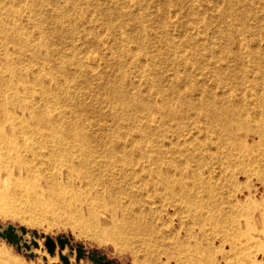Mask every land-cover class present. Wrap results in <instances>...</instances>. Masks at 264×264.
Returning <instances> with one entry per match:
<instances>
[{
    "label": "rangeland",
    "instance_id": "374dc122",
    "mask_svg": "<svg viewBox=\"0 0 264 264\" xmlns=\"http://www.w3.org/2000/svg\"><path fill=\"white\" fill-rule=\"evenodd\" d=\"M236 2L0 0V7L10 11L6 15L5 11L0 10V15L8 23H18L15 29L22 38L44 42L48 44L46 48L50 52H61V56H55V65L64 67L66 78L59 70L44 69L48 62H25L29 74L33 73L45 82L53 80L60 85L63 91L57 109L60 120L76 125L81 122L87 129L80 128L84 133H92V136H104L107 130L100 129L109 128L107 134L116 138L121 134L129 137L126 132H132L136 136L138 126L135 122L143 121L145 115L137 112L139 110L131 106L132 104L114 108V100L117 98L119 102L122 98L116 94L115 89H112L115 93H110L113 86L127 96L138 97L153 105L159 104L158 95L155 93L157 86L172 90L173 93L176 89L181 94L190 92L193 97L199 96L202 89L209 96L215 93L221 96L238 87L236 85L242 74L243 86L249 85L250 81L263 86L264 74L256 72V57L252 55H256L259 50L264 58V0ZM35 10L37 16L30 22L28 14L36 13ZM241 17L245 19L242 20ZM8 28L12 27L8 25ZM240 43L246 48H238ZM247 48L254 52L251 54ZM6 49L9 51L12 47L8 46ZM0 52H3L1 46ZM237 53L246 66L244 71L235 63ZM214 71H224L229 77L224 81L222 78L217 79ZM68 79L70 83L64 89L62 84ZM245 90L253 92L248 88ZM246 102L253 110V100L246 99ZM34 103L42 104L39 99ZM150 117L154 122L150 129L160 131V128L154 127L158 123L159 114L151 111ZM169 125H164L161 130L164 143L170 149L175 148L184 153L183 155L197 154V150L187 145L204 141L211 135L204 124L191 121L182 131L192 134L188 138L183 136L179 139ZM182 139L187 140L185 146ZM173 160L180 162L178 157ZM73 161L76 162L75 159ZM57 168L58 174L41 170L39 177L15 185L8 193L13 206L23 214L13 216L0 213V230L14 228L16 234L21 235L22 242L30 247L29 250H17L0 238V250L11 261L14 260L15 264H65L61 256L67 258V264H101L96 260L99 256L107 264H264V243L262 247H255L256 244L251 242L253 247L249 243V247H240L236 254L230 252L227 244L219 245L223 239L222 232L215 225L214 218H209L212 215L215 217L214 211L212 213L207 209L208 214H205L208 215V220L202 222L204 227L199 226L193 218L188 217L181 204L160 194L159 187L153 184L146 187L144 182L139 181L145 175L144 172L139 174L137 180H128L118 174L111 176L110 171L99 170L101 181L97 183L92 179L90 188L96 192L109 191L122 206L127 209L129 207L131 211L142 212L147 229L152 231L150 236L144 235L151 248L140 246L134 239L128 242L135 243L127 246L107 239L100 240L96 224L87 218H90V213L102 209V206L94 201L88 189L78 188V184L87 179H78L75 172L64 164ZM246 185L250 192L247 202L263 204V186L254 179ZM243 194L248 195L247 190ZM8 202L10 203L9 200ZM21 229L25 231L24 234L20 232ZM200 230H204L201 234L205 233L203 237L198 236L202 239L203 246L212 241L214 252L211 261H208L207 254L203 256V262L186 257L183 250L179 251L182 254L177 255L173 240L166 241L172 235L174 239L177 236L176 231L178 238L185 239L186 231L197 233ZM46 237L55 242L52 255L44 246ZM58 237L68 241L63 249L57 244ZM77 250L82 252L78 259ZM32 253L33 256L30 255Z\"/></svg>",
    "mask_w": 264,
    "mask_h": 264
},
{
    "label": "bare ground",
    "instance_id": "6f19581e",
    "mask_svg": "<svg viewBox=\"0 0 264 264\" xmlns=\"http://www.w3.org/2000/svg\"><path fill=\"white\" fill-rule=\"evenodd\" d=\"M231 1L239 2V0ZM31 6L32 2L29 4V7ZM0 10L5 11L6 15L10 13L4 7H0ZM36 16L37 12H31L28 14V20L32 22ZM241 19L245 18L241 17ZM8 25L12 28H8ZM16 25H18L16 21L8 23L0 15V46L3 48V52H0L1 214L13 216L23 214L13 206L8 197L9 191L15 188V185L39 177L41 170L58 174L57 166L64 164L75 172L78 179H87L78 184V188L88 189L94 201L102 206V209L95 210V213H90V218H87L94 225L96 224L101 236L100 240L107 239L127 246L135 243L128 242L134 239L140 246L151 248L144 235L150 236L152 231L147 229V224L142 219V212L131 211L129 207L127 209L122 206L109 191L96 192L90 188L93 184L92 179L97 183L101 181L99 170L110 171L111 176L118 174L128 180H137L139 174L144 172L145 175L140 177L139 181L144 182L146 187L150 184L159 187L160 194L181 204L188 217L193 218L198 225L200 224L199 226H203L202 222L208 220V215L205 214L208 212L207 209L212 213L214 211L215 217L212 215L209 218H214L215 225L222 232L223 239L219 245L227 244L230 252L236 254L240 247L248 246L251 242L256 244L255 247H262L264 203L258 205L247 202L250 192L246 184L254 179L264 188V84L257 85L254 81H250L249 85L243 86L241 79H244V74H242L243 78L240 77L236 85L238 87L232 91L221 96L216 93L209 96L202 89L200 95L196 97L190 92L181 94L177 91L179 89H176L173 93L172 90L157 86L155 90L159 98L157 105L143 102L135 96H127L113 86L109 90L110 93H115L112 90L115 89L116 94L122 98L119 102L117 98L114 100L115 104H112L114 108L132 104L131 106L139 110L137 112L145 115L143 121L135 122L141 135L139 136L138 131L136 136H133L132 132L131 134L126 132L129 137L116 134L117 137L114 138L107 134L109 128H101V131L107 130L104 136H92V133H84L83 129H87V126L84 128L81 122L76 125L73 122L60 120L57 114L59 99L63 96L60 85L58 86L53 80L45 82L38 76L35 77L33 73L29 74L30 71L26 67L27 60L48 62L44 69L59 70L66 78L67 72L64 67L55 65V56H61V52H50L46 48L48 44L33 42L28 37V40L22 38L15 29ZM38 25L41 27V24ZM242 45V43L238 44V48H243ZM8 46H11L12 50L8 51L6 49ZM247 49L251 54L254 52L251 48ZM238 54H235V63H238L239 69L242 68L244 71L246 66L240 61L241 56ZM252 56L256 57L254 58L258 68L256 72L264 74V58L259 50ZM223 72L214 71L215 77L224 81L229 76ZM66 81L62 84L64 89L67 88L68 82L70 83L69 79ZM246 88L253 92L246 91ZM260 89L263 91H259ZM38 99L42 104L35 105L34 101ZM246 99L253 100V110L249 108ZM151 111L159 114L158 123L154 127L160 128V131L150 129L153 122L150 117ZM191 121L204 124L211 134L210 137L187 145L197 150V154L183 155L184 153H180L175 148L170 149L164 143V134L161 133L163 126L169 123L179 139L183 136L188 138L192 132L183 133L182 129ZM159 142L161 144L158 145ZM181 142L185 146L187 140L182 139ZM177 157L180 162L173 160ZM74 159L76 162L73 161ZM93 172L96 174H92ZM245 190L248 195L243 194ZM74 198L76 199V196ZM84 203L88 202L84 201ZM203 231L197 233L186 231L185 239L178 238L176 231L175 240L172 235V239L167 237L166 241L173 240L177 255L183 250L186 257L203 262V256L207 254L208 261H211L214 252L212 241L203 246L202 239L198 238L200 235L203 237L205 234H201ZM15 237L16 240L13 239ZM0 238L17 250L30 249L28 244L22 242L21 235L16 234L14 228L7 227L0 230ZM253 243L250 246L253 247ZM13 261L0 250V264H15L16 262Z\"/></svg>",
    "mask_w": 264,
    "mask_h": 264
},
{
    "label": "water",
    "instance_id": "95a60500",
    "mask_svg": "<svg viewBox=\"0 0 264 264\" xmlns=\"http://www.w3.org/2000/svg\"><path fill=\"white\" fill-rule=\"evenodd\" d=\"M11 228H12V227H11ZM20 232H22V234L25 233V231H24L23 229H21ZM15 236H16V235H15ZM13 239L16 240V237L13 238ZM13 239H11V241H12ZM56 241H57V244H58V246H59L60 249H63V248H64V245L68 243V241H67L66 239H63V238H60V237H58V238L56 239ZM9 242H10V241H9ZM44 246L47 248V252H48L50 255H52V254L54 253L55 242H54L52 239L46 237V238H45V241H44ZM30 255H32V254H30ZM80 256H82V252H81L80 250H77V257H76V258L78 259V258H80ZM100 257H101V258H97V259L95 258V259H96L99 263H101V264H107V263H105V262H102V256H100ZM61 259L63 260V262H64L65 264L68 263L67 258H66L65 256H61Z\"/></svg>",
    "mask_w": 264,
    "mask_h": 264
}]
</instances>
